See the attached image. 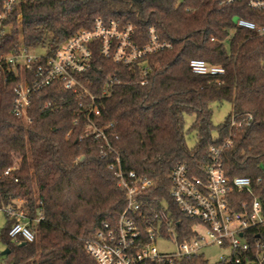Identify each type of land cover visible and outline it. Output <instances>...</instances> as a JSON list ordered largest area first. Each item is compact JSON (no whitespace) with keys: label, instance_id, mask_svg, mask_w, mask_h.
Here are the masks:
<instances>
[{"label":"trees","instance_id":"1","mask_svg":"<svg viewBox=\"0 0 264 264\" xmlns=\"http://www.w3.org/2000/svg\"><path fill=\"white\" fill-rule=\"evenodd\" d=\"M4 1L0 0V12ZM98 17L116 20L122 27L134 24L139 45L147 42L151 26L173 45L131 65L94 54L87 75L92 92L99 94L110 76L120 80L110 96L97 100L101 115L95 124L106 130L124 169L153 178L157 188L152 194L171 200L173 168L187 162L200 175L201 166L212 160L210 147L231 137L222 166L231 176L250 177L255 195L264 203V34L235 22L244 17L264 25V10L225 0H26L3 22L11 32L2 37L0 54L13 52L21 39L28 48L59 44L92 28ZM194 58L225 71L196 74L190 67ZM143 68L149 70L144 85ZM16 82L12 73H0V209L21 198L28 210L42 207L44 219L36 227L37 240L23 244L10 238L7 218L0 232L9 248L4 261L96 264L87 243L103 222L114 224L127 203L126 191L110 168L115 151L103 139L86 136L90 124L84 107L59 84L33 96L31 121L16 116ZM49 100L58 107L44 108ZM224 101L232 104V111L215 125L213 104ZM186 114L195 115L189 130L195 131L197 143L191 148L186 142ZM233 197L238 202L253 199L242 193ZM177 215L179 230L186 228L188 220ZM252 231L264 242V223ZM182 264L208 261L198 255Z\"/></svg>","mask_w":264,"mask_h":264},{"label":"built area","instance_id":"2","mask_svg":"<svg viewBox=\"0 0 264 264\" xmlns=\"http://www.w3.org/2000/svg\"><path fill=\"white\" fill-rule=\"evenodd\" d=\"M23 1L26 0L4 1L0 12V46L2 37L11 32L10 26H3L4 20ZM225 1H245L254 9L264 10V0ZM18 18L21 20V15ZM235 22L238 27L264 34V25L250 19L237 17ZM134 32V24L122 27L116 20L106 22L98 17L92 28L81 29L64 42L43 44L45 52L42 54L34 53V48H28L22 39L13 52L0 54V73H12L17 78L13 87L16 116L31 121L29 107L33 96L59 84L73 93L79 106L84 107L90 124L86 136L103 139L115 151L110 168L114 170L118 185L126 191L127 203L114 224L103 222L95 237L87 243V251L96 264H182L185 258L198 255L205 258L203 248L216 244L229 251L216 264H264V242L252 231L264 223V203L255 195L250 177L231 176L222 166V153L225 147L232 145L231 137L222 145L210 147L212 160L201 166L200 175L195 174L187 162L177 164L170 174L171 200H168L152 194L157 188L153 178L124 169L120 155L108 141L106 130L95 124V117L101 115L97 100L110 96L120 80L110 76L101 92L93 93L92 81L87 75L94 66V54L98 52L115 62L131 65L173 46L160 38L155 26L149 28L148 40L143 45L134 40ZM190 67L196 74L216 75L225 71L222 66L199 58L192 59ZM148 73L147 68L142 69L141 84H147ZM43 107L58 106L49 100ZM235 124L233 118L231 125ZM101 153L106 154L103 149ZM236 193L247 194L253 199L238 202L233 197ZM235 205H239L238 211L234 210ZM1 209L11 223L8 234L13 241L37 240L36 227L44 219L42 207L33 212L18 198ZM178 212L189 223L180 230ZM0 264L7 263L0 261Z\"/></svg>","mask_w":264,"mask_h":264},{"label":"rangeland","instance_id":"3","mask_svg":"<svg viewBox=\"0 0 264 264\" xmlns=\"http://www.w3.org/2000/svg\"><path fill=\"white\" fill-rule=\"evenodd\" d=\"M236 20V19H235ZM19 19V28H21V23ZM229 44V42H227ZM34 53L42 54L45 52V48L43 46H38L33 49ZM232 111V104L228 101H224L222 103H214L213 104V123L215 125H218L222 123L226 116ZM195 119V115L193 114H186L185 116V132H186V142L188 147H194L197 143V138L195 131H190L193 122ZM214 135H216V132H214ZM7 222V215L6 212L3 209H0V232L1 229L5 226ZM7 248V244L3 239H0V260H6L5 255H2L1 252H3ZM228 250H225L224 248L216 245V244H210L203 248V253L205 255V258L208 261V264H216L219 262L222 258V256H225L228 254Z\"/></svg>","mask_w":264,"mask_h":264},{"label":"water","instance_id":"4","mask_svg":"<svg viewBox=\"0 0 264 264\" xmlns=\"http://www.w3.org/2000/svg\"><path fill=\"white\" fill-rule=\"evenodd\" d=\"M23 244H26V242H23ZM9 253V248H6L3 252H1L2 255H7Z\"/></svg>","mask_w":264,"mask_h":264},{"label":"crops","instance_id":"5","mask_svg":"<svg viewBox=\"0 0 264 264\" xmlns=\"http://www.w3.org/2000/svg\"><path fill=\"white\" fill-rule=\"evenodd\" d=\"M0 261H4V260L2 259V260H0Z\"/></svg>","mask_w":264,"mask_h":264}]
</instances>
